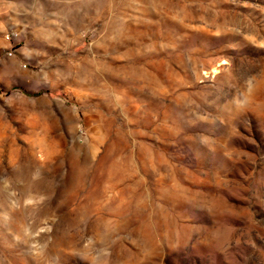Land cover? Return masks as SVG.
Listing matches in <instances>:
<instances>
[{"label":"rangeland","instance_id":"374dc122","mask_svg":"<svg viewBox=\"0 0 264 264\" xmlns=\"http://www.w3.org/2000/svg\"><path fill=\"white\" fill-rule=\"evenodd\" d=\"M0 264H264V0H0Z\"/></svg>","mask_w":264,"mask_h":264}]
</instances>
